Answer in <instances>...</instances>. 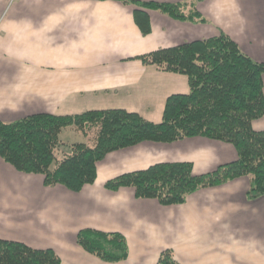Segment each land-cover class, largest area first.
Masks as SVG:
<instances>
[{
    "label": "crops",
    "instance_id": "obj_1",
    "mask_svg": "<svg viewBox=\"0 0 264 264\" xmlns=\"http://www.w3.org/2000/svg\"><path fill=\"white\" fill-rule=\"evenodd\" d=\"M135 1H193L207 23L115 0H0V121L119 109L159 124L166 99L188 93V80L145 67L138 57L220 33L264 63V0ZM145 22L150 30L143 34ZM253 129L264 131V117ZM237 157L232 145L206 138L140 143L107 155L94 184L79 193L46 188L43 176L0 159V240L53 250L60 264H107L75 242L89 229L124 237L128 258L117 264H157L165 250L179 264H264V197L247 199L248 178L196 191L173 207L138 200L129 188H104L161 163H189L196 176Z\"/></svg>",
    "mask_w": 264,
    "mask_h": 264
},
{
    "label": "trees",
    "instance_id": "obj_2",
    "mask_svg": "<svg viewBox=\"0 0 264 264\" xmlns=\"http://www.w3.org/2000/svg\"><path fill=\"white\" fill-rule=\"evenodd\" d=\"M115 1L156 11L176 21L207 23L193 1ZM139 25L143 34L149 32L147 22ZM138 59L145 67L188 80V93L166 99L159 124L119 109L57 117L38 114L12 123L0 121V159L24 175L43 176L46 188L63 186L71 193H79L94 184L97 164L109 154L146 142L172 144L206 138L232 145L237 159L196 176L189 163H161L109 180L105 190L116 193L129 188L138 200L153 199L162 207H173L183 205L196 191L248 178L247 199L264 197V131L253 129V123L264 117V63L243 54L225 33L160 49ZM69 130L81 141H62L61 135ZM75 242L85 253L107 264L128 258L127 242L121 234L85 229L77 234ZM0 264H60V259L53 250L38 251L0 240ZM157 264L179 263L171 250H165Z\"/></svg>",
    "mask_w": 264,
    "mask_h": 264
},
{
    "label": "rangeland",
    "instance_id": "obj_3",
    "mask_svg": "<svg viewBox=\"0 0 264 264\" xmlns=\"http://www.w3.org/2000/svg\"><path fill=\"white\" fill-rule=\"evenodd\" d=\"M62 141L65 143H70V142H78L80 141V137L75 135L72 131H65L64 134L61 136Z\"/></svg>",
    "mask_w": 264,
    "mask_h": 264
}]
</instances>
